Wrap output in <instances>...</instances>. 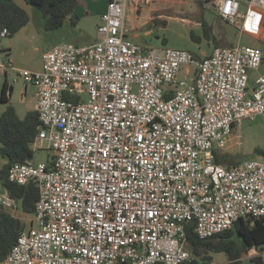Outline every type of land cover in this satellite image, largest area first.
Segmentation results:
<instances>
[{
	"label": "built area",
	"instance_id": "2783aa9c",
	"mask_svg": "<svg viewBox=\"0 0 264 264\" xmlns=\"http://www.w3.org/2000/svg\"><path fill=\"white\" fill-rule=\"evenodd\" d=\"M130 1L148 0H109L98 40L56 45L41 70L15 74L37 89L33 148L54 154L9 169L10 182H34L39 197L0 264H186L187 223L208 239L240 218L264 219V158L226 165L215 155L264 112V73L250 85L263 49L237 42L196 57L136 43L124 24ZM203 1L264 39V0ZM0 207L19 209L5 187ZM248 254L264 264V248Z\"/></svg>",
	"mask_w": 264,
	"mask_h": 264
},
{
	"label": "trees",
	"instance_id": "16d2710c",
	"mask_svg": "<svg viewBox=\"0 0 264 264\" xmlns=\"http://www.w3.org/2000/svg\"><path fill=\"white\" fill-rule=\"evenodd\" d=\"M25 1L42 11L47 30L61 27L65 20L72 16L79 3V0ZM200 5H203V2H200ZM29 20L28 12L17 3L0 1V37L5 28L9 32L6 36H13ZM161 22L166 24L165 20ZM201 23L204 37L207 40H215L213 29L208 22L202 18ZM190 36L192 40L201 42L202 38L194 31H191ZM13 89V85L7 79L3 84L0 83V101L6 104L0 114V153L6 160L0 167V183L18 200L23 212L30 215L35 212L39 197L38 187L34 182L26 185L12 183L9 181L8 173L14 163L26 162L34 158L36 150L33 145L38 136L40 119L37 109L29 110L23 118L20 117L16 107L11 103ZM257 151L264 155V150L258 148ZM215 155L218 163H227L226 165L238 163L228 159L222 152L215 151ZM25 228L26 225L21 218L0 207V260L10 252ZM186 239L194 256L193 260L186 264H211L214 260L212 253L220 252L228 255L227 264H242V257L248 254L250 249L264 248V219H255L252 222L251 218L247 220L240 218L231 229L208 239H201L194 231V222H189L186 224ZM253 260L259 263V257H254Z\"/></svg>",
	"mask_w": 264,
	"mask_h": 264
},
{
	"label": "rangeland",
	"instance_id": "374dc122",
	"mask_svg": "<svg viewBox=\"0 0 264 264\" xmlns=\"http://www.w3.org/2000/svg\"><path fill=\"white\" fill-rule=\"evenodd\" d=\"M242 8H245V6H242ZM158 13L169 21L167 26L153 21L152 17ZM212 13V11L205 10L204 7H201L198 0H154L152 3L143 6L139 22L140 27L144 31L143 37L149 41L148 46L149 44L152 46L161 45L162 40L166 38L169 41L170 46L186 47L188 49H192L195 46L190 37L191 32H189V25L191 24V31H194V33L202 38V46L205 52L209 53L212 48L214 49L215 43L207 41L204 37L201 20L205 16L208 18V21L210 20L212 22ZM99 22V19H97L94 14L84 17L80 26L88 30L91 34H95ZM212 25L213 33L217 38L216 40L221 44L220 46L234 45L240 41V35L237 33L235 36L234 32H231L229 37L235 39L230 41L227 38V28L224 23L218 21L217 24L213 23ZM148 30H150L149 35L145 33ZM133 39L136 42L141 41L139 38ZM241 39L244 44L250 45H255L257 41L248 34H243ZM3 41L5 40L3 39ZM256 44L264 46V39L261 40V43L257 42ZM191 70L193 74L195 72L194 68ZM180 77H184V67H182ZM9 78L15 87L13 99L14 106L20 117L23 118L30 110L29 108H31L30 104L33 90L30 89L31 92H29L28 98L23 99L21 96V87L25 86L24 79L22 77L16 78V76L10 75ZM28 85L29 87L32 86L31 84ZM4 109L5 105L0 103V112L2 113ZM232 136L233 137L228 142L227 147L222 150V153H224L228 159H231L234 162H239L244 159L264 158V155L257 151L258 148L264 150V112L258 114L253 121H244L240 128H236L233 131ZM53 154L54 151L52 149H38L35 151L33 159L35 161L47 163L52 160ZM5 161L6 160L0 153V167L4 165ZM2 189L3 186L0 183V191ZM7 211L12 212L9 209ZM13 213L24 221L26 229L31 227V216L23 212L20 204L19 209ZM212 255L214 260L211 264H226L228 261V255L224 252L212 253ZM251 258L252 257L249 254H246L244 260H242V264H253Z\"/></svg>",
	"mask_w": 264,
	"mask_h": 264
},
{
	"label": "crops",
	"instance_id": "0c3cea01",
	"mask_svg": "<svg viewBox=\"0 0 264 264\" xmlns=\"http://www.w3.org/2000/svg\"><path fill=\"white\" fill-rule=\"evenodd\" d=\"M0 1H12L20 5L22 8H24L29 16L30 20L29 22L23 26L19 31H17L13 36H1L0 37V83L3 84V82L7 79V81L11 83V80L9 78L10 76H15L18 70L22 69H28L33 71L41 70L43 67V53L51 48H53L56 45H59L64 42H72L77 45H90L96 40H98V30L95 34H91L88 30L85 28H82L80 26V23L83 21L84 17L94 15L99 19L98 25L102 22L101 16L102 14L107 10L108 2L109 0H79L78 5L75 8V12L67 18L64 22V24L54 30H47L45 27L46 19L42 13V11L30 4H28L25 0H0ZM154 0H148V1H130L127 5L126 9V17L124 20V24L126 27V36L134 41L133 38H139L141 39L140 44H146L148 45L149 41L143 37L144 31L140 27V15L143 9V6L148 5L152 3ZM200 2H203V5H200ZM198 3L201 7H204L205 10L212 11V22L208 21V18L204 16V19L208 22V24L213 29V23L222 22L224 25H226L227 28V38L231 41L235 38H230L229 35L231 32H234L235 36L238 33L240 35V41L241 36L243 35L238 31V28L235 25L230 24L229 22L222 19L210 6H207L203 0H198ZM153 21L160 23L164 26H167L169 21L160 16V13L156 14L152 17ZM165 20L166 24H163L161 21ZM97 25V27H98ZM192 25H189V32H191ZM203 29V28H202ZM213 31V30H212ZM146 34H150V30L145 32ZM196 34V33H195ZM214 34V33H213ZM191 35V34H190ZM197 35V34H196ZM198 36V35H197ZM215 36V35H214ZM191 37V36H190ZM200 37V36H198ZM254 40H257L256 43H261V40L263 39H257L255 37H252ZM3 39L5 41H3ZM164 39L166 42H164ZM161 42V45L158 46H152L149 44V46L152 47H160V46H170L169 41L164 38ZM207 40L209 42H214L215 47H220L221 44H218L219 42L216 40ZM192 40V38H191ZM194 43V48L188 49L184 47H176V48H184L191 51L196 57H203L209 55V53L205 52L203 46H202V40L201 42H197L192 40ZM255 46H260L264 51V46L261 44H256ZM175 47V46H170ZM214 47V48H215ZM264 73V61L261 67L258 70L252 71L250 73V85L253 86L255 83L256 78L259 74ZM18 78V77H17ZM13 85V84H12ZM13 92L11 95V103H13L14 94H15V87L13 85ZM32 92V98H31V104L29 108L30 110L36 109L37 107V89L32 85L29 87V85L21 87V96L22 98H28L29 92ZM22 99V100H23ZM1 104L5 105V103ZM1 114V112H0ZM6 162V161H5ZM4 162V163H5ZM245 255L242 257V260H244ZM254 257H252L251 261L253 264H257L256 261L253 260ZM229 261V260H228ZM226 262V264L228 263Z\"/></svg>",
	"mask_w": 264,
	"mask_h": 264
}]
</instances>
